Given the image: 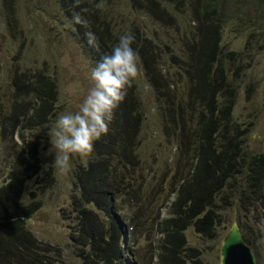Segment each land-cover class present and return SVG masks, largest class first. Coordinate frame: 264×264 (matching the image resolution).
Masks as SVG:
<instances>
[{"label":"trees","instance_id":"16d2710c","mask_svg":"<svg viewBox=\"0 0 264 264\" xmlns=\"http://www.w3.org/2000/svg\"><path fill=\"white\" fill-rule=\"evenodd\" d=\"M5 1L12 3L13 0ZM58 1L60 8L70 18L73 19L79 13L82 20L87 21L86 26L74 23L83 32L95 33L98 47L107 51V54L121 34L129 31L135 33L133 47L143 62V70L149 83H155L160 78L164 82L168 80L166 73L159 67L163 62L157 58L161 50L160 44L147 36L137 19L125 18L124 23L127 22L128 26L120 27V14L114 11L110 15L107 10L109 3L114 4L112 0H104L102 9H95L91 0ZM194 1L193 15L198 25L197 30L191 34L193 43L189 57L200 72V78L197 88H191L190 97L199 104L195 109L200 112L195 123L199 131L187 134L185 126H182L180 136L175 132L179 108L170 105L171 96L176 91L169 90V84L167 93L162 94L166 102L160 107L165 130L172 123V139L181 143L180 150L183 144L186 152L191 151V177L186 178L188 175L185 173L178 179L177 185L168 191L170 197L166 204V216L161 217L158 213V216L151 218L149 206L157 202L158 197L149 202L150 196L141 200L138 210L136 209L137 214L131 220H126L121 215L118 197L131 195L132 188L134 194L136 187L133 185V177L137 172L143 176L141 168L144 161L140 155V147L146 115L138 94L137 76L116 110L108 133L94 144L93 157L97 156L99 163L95 165L90 160L87 167L81 166L77 173L81 186L80 196L73 200L74 219L79 224H75L74 240L81 242L77 255L86 264L89 260L101 264H134L136 261H145L146 257L135 252L128 256L127 251H124L127 246L126 235L129 236V244L134 238L133 232L126 234L124 229H131L137 234L135 226L142 227L148 218H151L150 223L156 226L157 233L162 236L158 243L160 246H157L162 254L160 256L156 248L155 264H190V261L199 256L200 251L190 245L186 236L188 229L193 228L199 234L214 237L215 227L221 225L222 220L218 219L217 223L214 219L217 213L213 210L216 205L213 203L219 196H228V192L230 203H238L244 215L240 224L244 238L254 247L258 263L264 264V245L248 231L249 221L252 220L254 226H258L259 232H262L264 153L250 155L247 152L248 129H242L234 119L243 65L254 52L264 51V38L258 37L261 27L255 26L256 15L264 13V0ZM173 2L174 0H116V4L130 5L135 12L145 16L157 19L167 17L170 23L174 17L169 14L168 7ZM229 23L235 25L243 36L254 31L256 40L249 39L241 51L232 49L230 45L223 47V35ZM112 34H115V38H112ZM85 40L88 45L87 38ZM88 53L92 54L90 46ZM11 82L12 103L6 113H0V141L8 143L6 150H10L8 153L12 156L11 173L0 184V264H58L49 245L39 240L28 228V221L36 213L40 203L37 202L34 207V203L25 202L26 185L32 179H40L43 172L39 143L32 138L28 139L29 134L26 132L44 126L48 117L54 114L57 87L49 76L26 72L11 77ZM180 115L182 117L183 114ZM183 124L185 125L184 120ZM14 137H18L20 147H16ZM178 165L180 166V161ZM126 172L132 174L125 176ZM179 172L178 168L176 176H179ZM127 178L132 180V185ZM161 189L153 187V191L157 190V193ZM174 194L175 198L171 201ZM150 260L153 262L152 257Z\"/></svg>","mask_w":264,"mask_h":264},{"label":"rangeland","instance_id":"374dc122","mask_svg":"<svg viewBox=\"0 0 264 264\" xmlns=\"http://www.w3.org/2000/svg\"><path fill=\"white\" fill-rule=\"evenodd\" d=\"M112 1L114 6L109 3L107 10L110 15L114 11L120 14L118 18L120 27L128 26L127 22L124 23L125 18L137 19L147 36L160 44V52L156 50L159 52L157 58L163 62L159 67L169 80L164 82L159 77L160 80L150 84L143 70V62L140 60L138 94L146 115L140 147V155L144 161L141 168L143 176H140L139 172L135 174L133 185L136 191L133 194L132 188L131 195L119 196L117 204L122 210L121 215L125 216L126 220H131L137 214L136 209L145 196H150L149 202L158 197L157 202L149 206L151 218L158 216V213L164 217L167 214L166 204L170 197L168 191L177 185L178 179L185 173L189 179L192 169L189 167V162L191 164L192 161L189 160L191 151L186 152L183 144L180 150L181 143L171 136L173 124L170 123L169 129L165 130L161 117L160 107L166 102L162 94L167 93L168 84L169 90L176 91L175 95L171 96L170 105L179 108L176 113L175 132L180 136L182 126H185L187 134L199 131L195 126L200 113L195 109L199 104L190 97L191 88H197L200 78V72L189 57L193 43L191 34L197 30L198 25L193 15L195 1L174 0L168 7L169 14L174 17L172 23L167 17L157 19L145 16L135 12L130 5L116 4V0ZM12 3L0 0V113H6L12 103L11 77L16 74L26 72L31 75L49 76L58 92L54 114L48 117L44 126L26 132L29 134L28 139L32 138L39 143V157L43 167L40 179L30 180L25 189L27 204L34 203L36 207L37 202L40 203L36 213L28 221V228L39 240L49 245L58 264H86L85 260L77 255L81 242L77 243L74 240L77 219L75 223L73 200L80 196L81 184L77 179L80 167H87L90 160L97 165L99 159L97 156L93 157V153L88 158L75 157L71 170L67 174H60L52 165L54 153L49 152L47 133L60 114L77 108L86 89L91 85L88 79L91 67L107 54V51L98 46L91 47L92 54L89 55V46L85 42L86 31L83 32L82 28L76 26L73 19L60 8L58 0H13ZM255 19L257 20L255 26L261 27L258 37L264 38V13L256 15ZM112 38H115V34H112ZM223 39V47L230 45L232 49L241 51L249 39L256 40V33L252 31L243 36L235 25L229 23ZM243 66L238 83L234 119L242 129H248L247 152L250 155H258L264 153V143H253L250 137L264 129V51L254 52ZM13 142L16 147L21 146L18 137H14ZM7 145L8 143L0 141V184L11 173L12 156L8 153L10 150H6ZM178 168L180 172L179 176H176ZM121 173L120 176L123 175V172ZM129 174L132 173L126 172L125 176ZM127 179L132 185V180ZM154 186L162 189L157 193V190L153 191ZM229 194L230 192L228 196ZM228 196H219L213 203L216 204L213 210L217 213L214 219L217 223L218 219L222 220V224L215 227L214 237L199 234L193 228L188 229L186 236L190 245L200 251L199 256L190 261V264H220L222 240L234 222L242 224L244 216L238 203L234 202V205L230 203ZM174 198L175 194L172 195L171 201ZM151 218L146 219L142 227L135 226L137 234L131 229H124L126 234L133 232L134 236L132 243H128L130 239L126 240L127 246L124 247V251H127V255L132 256L135 252L146 257L145 261H136L134 264H155L157 249L159 255L162 254L158 248L162 236L157 233L156 226L150 223ZM248 225V231H251L253 238L260 239L264 245V221L261 225L263 233L259 232L258 226H254V221H249ZM151 257L153 262L150 260ZM87 264L101 263L89 260Z\"/></svg>","mask_w":264,"mask_h":264},{"label":"clouds","instance_id":"9594fccd","mask_svg":"<svg viewBox=\"0 0 264 264\" xmlns=\"http://www.w3.org/2000/svg\"><path fill=\"white\" fill-rule=\"evenodd\" d=\"M91 2L95 9H102L104 6V0ZM73 20L77 24H87L79 13L75 14ZM85 36L90 47L98 46L95 33L87 31ZM135 41V33L130 31L118 37L110 53L103 55L91 67L88 76L91 85L86 89L77 108L60 114L54 126L48 129L49 152L54 153L52 165L60 174H67L71 170L75 157H90L95 142L108 133L116 110L139 74L140 56L133 47ZM250 141L264 143V129L252 134Z\"/></svg>","mask_w":264,"mask_h":264},{"label":"water","instance_id":"95a60500","mask_svg":"<svg viewBox=\"0 0 264 264\" xmlns=\"http://www.w3.org/2000/svg\"><path fill=\"white\" fill-rule=\"evenodd\" d=\"M220 253V264H258L254 248L245 240L238 222L224 236Z\"/></svg>","mask_w":264,"mask_h":264}]
</instances>
